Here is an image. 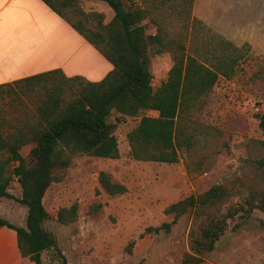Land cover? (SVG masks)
I'll return each mask as SVG.
<instances>
[{
    "label": "trees",
    "instance_id": "obj_1",
    "mask_svg": "<svg viewBox=\"0 0 264 264\" xmlns=\"http://www.w3.org/2000/svg\"><path fill=\"white\" fill-rule=\"evenodd\" d=\"M40 1L112 66L99 82L78 76L65 78L55 70L0 85L2 95L17 87L29 92L38 84L49 83L32 112L12 132L5 133V121L0 120V200L11 199L25 208L22 227L0 217V229L16 233L20 255L32 264H44L41 255L51 250L64 264L54 235L44 227L50 219L43 206L48 188L64 180L75 157L118 159L114 133L117 124L127 118H140L126 135L131 159L176 164L185 154L189 175L205 172L219 153L220 132L194 121L192 114L221 78L229 81L235 76L251 47L247 43L235 45L194 17V0H150L145 8L135 0H95L112 11L107 23L101 13H84L79 0ZM146 19L155 29L153 34H147ZM150 53H168L173 61L166 80L155 90ZM147 111L157 112V116H145ZM111 114L115 116L110 122ZM259 126L264 135V116ZM26 146L30 150L23 157L20 151ZM255 162L264 182V159ZM14 179L21 191L19 198L9 192ZM98 183L109 196L126 193L125 186L113 182L105 172L99 173ZM229 188L214 185L169 205L164 214L173 219L146 232L169 233L182 216L192 212L203 225L197 235H190L193 253L185 254L180 264H201L225 232L228 219L238 212L264 213V188L250 189L241 206L221 213L235 196V190ZM99 210L100 205H91L88 212ZM77 218L78 205L74 203L61 208L56 221L69 226ZM133 244L126 248L127 253Z\"/></svg>",
    "mask_w": 264,
    "mask_h": 264
},
{
    "label": "rangeland",
    "instance_id": "obj_2",
    "mask_svg": "<svg viewBox=\"0 0 264 264\" xmlns=\"http://www.w3.org/2000/svg\"><path fill=\"white\" fill-rule=\"evenodd\" d=\"M149 1L135 0L144 8ZM79 6L86 14L101 13L104 23L112 18L104 3L79 0ZM192 15L235 45L247 43L251 47L235 76L229 81L221 78L200 109L192 114L194 121L220 132L219 153L210 167L197 176L188 174L185 154L180 155L176 164L135 161L129 156L126 135L140 118H127L117 124L114 136L118 159L75 157L64 180L52 184L43 197V206L50 215L44 227L54 235L64 264H180L185 254L193 253L190 235H197L203 224L189 212L169 233H147V228L173 219L164 214L169 205L224 184L235 190V196L221 209V213H226L241 206L250 189L264 188L261 170L255 162L264 159V135L259 126L260 117L264 116V0H194ZM144 23L147 34H153L155 29L148 19ZM2 39L1 36L0 43L10 42L9 37ZM4 58L8 69L12 63L25 64L17 53ZM172 65L170 54L150 53L154 90L166 80ZM46 86L49 83L38 84L29 92L17 87L0 95V120L5 121V133L12 132L32 112ZM144 115L156 117L157 113L147 111ZM114 116L111 114L108 121H114ZM29 150L26 146L20 154L27 157ZM100 172L124 185L126 193L106 194L98 183ZM9 192L20 197L16 179ZM74 203L78 205L76 222L69 226L59 224L58 211ZM91 205H100V210L89 214ZM0 217L22 227L25 208L14 200L2 199ZM131 242L134 244L127 253ZM41 257L44 264H63L55 250L44 252ZM201 264H264V213L238 212L228 219L225 232L214 250L202 257Z\"/></svg>",
    "mask_w": 264,
    "mask_h": 264
},
{
    "label": "crops",
    "instance_id": "obj_3",
    "mask_svg": "<svg viewBox=\"0 0 264 264\" xmlns=\"http://www.w3.org/2000/svg\"><path fill=\"white\" fill-rule=\"evenodd\" d=\"M1 36L10 42L0 43V85L55 70L65 78L99 82L112 70L97 50L40 0H0ZM14 53L25 64L12 63L8 69L4 57ZM0 264H32L22 258L16 233L6 227L0 229Z\"/></svg>",
    "mask_w": 264,
    "mask_h": 264
}]
</instances>
